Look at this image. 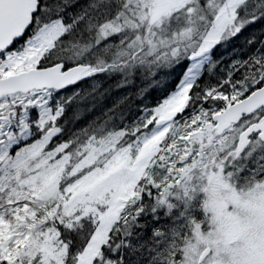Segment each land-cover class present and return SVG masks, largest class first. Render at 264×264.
Here are the masks:
<instances>
[{
    "label": "snow or ice",
    "instance_id": "6c2138e0",
    "mask_svg": "<svg viewBox=\"0 0 264 264\" xmlns=\"http://www.w3.org/2000/svg\"><path fill=\"white\" fill-rule=\"evenodd\" d=\"M0 264H264V0H0Z\"/></svg>",
    "mask_w": 264,
    "mask_h": 264
}]
</instances>
